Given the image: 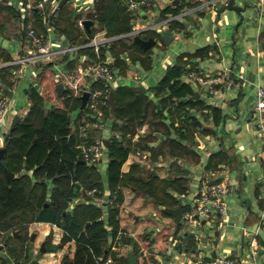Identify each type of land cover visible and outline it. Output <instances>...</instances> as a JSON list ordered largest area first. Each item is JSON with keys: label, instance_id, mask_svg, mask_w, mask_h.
<instances>
[{"label": "crops", "instance_id": "0c3cea01", "mask_svg": "<svg viewBox=\"0 0 264 264\" xmlns=\"http://www.w3.org/2000/svg\"><path fill=\"white\" fill-rule=\"evenodd\" d=\"M0 1L9 5L18 16V23L13 30H9L8 27L5 33L0 30V90L7 95L8 99L14 96L20 79L26 72V66L29 65L32 68L30 72L33 81L24 88L27 106L23 105L25 107L18 108L12 98L11 101L9 100L8 107L11 105V112L14 115L18 113L23 117L25 115L23 111L27 112L31 108L33 100L29 93L33 89L42 96V106L46 102L44 92L46 95L47 91L44 83L40 81L38 66L45 63L19 60V57L31 51V44L26 37L27 24L34 25L43 38L51 42L53 47L69 45L76 47L66 50L54 61H49L52 82L47 84V88L48 94L54 96L51 99L53 102H56L60 96L55 87L56 83L61 81L65 73L76 70L77 65L83 63L81 60L91 57L80 52L78 46L80 41L89 36L88 34H91L92 37L94 35L101 36L103 32L107 33V29L113 31L127 24H131V28L141 27L138 33L142 37L154 36L155 44L159 37L162 44L168 41L162 38L161 32H158L154 26L160 25L163 31L167 29L183 30L189 38V42L192 41V48L180 50L174 60L168 58L169 62L166 63L167 67L176 61L179 54L191 53L190 56H184L187 70H184L180 76L183 80H186L185 74L188 68L205 73L229 71L235 80L233 86L237 88H234L236 92L233 89V93L227 97L224 95V88L219 93L210 94L207 92L209 96H203L201 88L191 82L195 91H198V96L204 100L203 106L178 102V100L185 101L187 96L180 99L166 98V90L156 93L153 86L159 80L148 86L123 82V84L142 86L146 99L138 104L121 98V101H124L122 105L120 103L121 117L119 120L124 122L125 119H128L126 122L132 123L130 125L125 122L127 125L120 131L123 133V139L130 146L128 158L121 168L124 172V170L135 167L140 185L137 187L121 183L119 186L122 192L125 189L129 190L130 194H134L129 206L135 211V222L132 223L134 230L128 231L125 218L121 217L119 209V229L115 238L121 236L122 233L126 234L130 240H125V242L130 241L132 247L130 249L123 248L126 244L122 245L124 241L120 239L121 237L117 239L121 244L117 242L118 244L112 245V247L113 250L118 248L121 253V247L124 249L123 254L120 252L117 254L119 257L126 258L125 263L119 261L117 264H130L126 254L129 250L136 255V264H140L141 253L146 254L143 250L146 251V248L149 247L154 248H152L151 260L147 264H196L205 254L203 249L205 243H202L204 237L197 234L194 228L189 229L183 226L181 220L176 223L170 213L164 212L163 207L181 204L185 209L213 179H224L229 183L230 188L231 185L234 186L233 191L228 193L231 194V197L228 194L226 197V201L229 199L231 206L234 207L232 214L228 213L227 206L225 214L210 215L207 219H200L198 223L190 224L192 226L206 223L211 225L212 221H216L214 231L218 229V235L205 237L211 247L210 253L215 251V255L235 256L238 258L239 264H264V170L259 167V163L264 166L262 158L264 141L261 139V143L259 142L261 150L257 151L254 149L253 139H248L244 135H237L228 144H224L222 138L218 139L219 145L216 148L215 144L209 146L210 143L206 142L218 135V129H225L227 123L230 125L227 106H233L239 100L244 101L248 88L256 89L258 85H264V0H235V3L245 6L240 13L234 9H223L227 0H177L176 3H173V0H162L158 4L159 9L156 13L154 11L157 3L155 0L152 7L141 15L122 8L120 0H102L101 2L68 0L61 9L63 10L61 14L58 11L54 12L56 5L52 4L45 5L43 8L27 6V2L34 3L35 0ZM179 4L181 7L175 10ZM168 5L171 6L170 10L164 11L163 8ZM94 7L102 8L108 21L93 20L90 31H87L83 23L82 25L79 23V20L89 18L86 13L95 10ZM113 7H115L114 10ZM147 16L151 19L148 24L139 21L141 17ZM2 23L0 20V25ZM106 35L109 38L112 37L108 40V44H104L105 55L112 62L114 58L108 46L109 42L114 38L122 37L120 36L122 33ZM169 37L171 40L172 36ZM153 46L148 48L150 54L148 67L144 66L140 59L132 62L128 57V50L121 52L120 57L125 58L128 65L124 71H120L121 68L118 67L119 74H127L130 65L136 62L143 68L149 69L152 66ZM205 46H208V49L201 54H193L197 49ZM133 76L137 77L138 74H133ZM63 84L64 90L68 84L65 82ZM50 90L51 92H49ZM212 106H218L221 109L222 116L217 124L212 119ZM206 111L208 114L205 117L202 113ZM115 114L116 110L112 115L109 108L107 117L110 118V125ZM13 116L7 110V114L0 120V130H2L0 146L4 145L5 133ZM251 117L252 112L249 111L248 121L245 123L246 130L252 128ZM71 118L73 119V115ZM206 121H209L210 124L207 125ZM74 126L75 124L72 123L73 129ZM203 126H210L213 132L209 134L203 130ZM242 127H236L235 132L239 133ZM256 132V138H262V131L259 129V132L258 130ZM78 135L80 136V134ZM105 151L107 153V147ZM257 155L260 157V161L255 159ZM155 178L171 182L160 185L157 181L155 189L154 186L151 189L148 188L149 181ZM178 178L184 181L183 189L179 188L177 183V187L174 185L173 181ZM246 186L248 190L247 193H244ZM107 188H110L108 184ZM122 201L127 204L129 202L128 199ZM102 208V216L106 217L107 208L106 206ZM26 226L30 232L32 243L26 245L25 254L29 258V263H35L40 260V255L37 256L35 249L36 239L39 238L42 244L47 240L46 237H49L52 245L56 244L61 239L63 229L54 222L44 220L28 221ZM107 227L110 228V225L107 224ZM158 232L163 233L162 235L165 237L162 249L158 248L161 243L157 240ZM0 233L5 234L6 232L1 231ZM11 233L16 236L21 234L16 229H11ZM8 235L6 233V236ZM117 240L114 239V242ZM65 243L72 244L73 248L69 253L72 255L75 248L74 240H68ZM54 247L57 250L60 246ZM48 249L49 247L46 246L42 252L46 251L47 253ZM0 257L6 258L4 253H0Z\"/></svg>", "mask_w": 264, "mask_h": 264}, {"label": "trees", "instance_id": "16d2710c", "mask_svg": "<svg viewBox=\"0 0 264 264\" xmlns=\"http://www.w3.org/2000/svg\"><path fill=\"white\" fill-rule=\"evenodd\" d=\"M96 1L101 2L102 0ZM120 1L123 6L122 8L127 9L124 1ZM63 6L54 12L58 11L61 14ZM8 7L10 6L0 1V10L8 11L10 9ZM180 7L181 4L177 5L175 10ZM94 8L95 10L93 11H96L100 18L102 17V19H97L101 22H107L108 19L104 15L105 11L99 7ZM170 8L171 6L168 5L163 9L167 11ZM91 14L92 16L89 18L96 20L93 13ZM131 29V24H127L113 31L120 34ZM0 30H3L5 33L8 30L6 24L2 23ZM107 33L111 34L112 30L108 31L107 29ZM88 35L80 42L89 41L92 35ZM106 44L108 43L106 42ZM105 45L100 46L99 54L90 45L81 46L80 52L90 55L95 60H105ZM108 46L114 58L112 65L120 67V71H124V68L128 65L126 59L120 57L121 52L124 50L129 51V49L133 48H136L139 52L148 50L142 49L133 40V36L128 35L112 39ZM206 49H208V46L197 49L193 54L199 55ZM186 55L190 56L192 54L187 52L179 54L176 61L166 67L164 74L153 88L156 93L166 90V98L174 97L180 99L183 96H187L185 101L178 100L179 103L189 102L193 105L203 106L205 104L204 100L199 96L190 97L195 93L192 83L180 77L182 72L187 70L185 68L186 61L184 60V56ZM147 58L146 61L143 58H135L134 60L140 59L142 64L148 67L149 65L147 66V64H150V57ZM131 60L134 62L133 58ZM38 66L40 68V81L44 83L45 90L47 91L46 84L49 83L47 76L51 74L49 63ZM44 85L42 86L43 88ZM94 85L103 86V83L102 81H95ZM124 86L137 90L140 89L139 91L146 95L142 86L120 83L111 88L114 89L115 94L116 114L111 124V133L108 139L107 153L109 158L106 167V180L110 189L116 192L118 202L122 200V192L119 187L123 177L121 167L128 158L130 149L129 143L125 142L122 136L123 133L120 131L125 125H132V123L126 122L128 119H125L124 122H120L119 120L121 117L119 112L120 103L122 105L124 101H121V98H126V96H122L125 93V90H123ZM29 95L33 100L31 108L20 118L11 131L5 133L4 146L6 147V151L0 159V232H6L10 227L14 230L20 223H22V227H26L28 221H51L63 229L60 241L55 245L53 244L54 246H61L68 240H74L75 243L73 254H65L61 264H102L107 260L110 254V247L112 246L107 241L109 234H112V237H114L119 229V207L118 205L108 204L107 216L103 217L102 207L92 201H79L74 203L73 206L70 205L71 200L76 196V188H80L81 186L80 179L87 180L92 176L90 177L93 178L91 183L89 181L87 185H90L88 187L97 186V188L100 186L101 181H103L102 178H99V175L97 177L98 172L95 171L94 165L81 162L80 149L77 147V144L83 140V137L78 135L79 132L78 130L76 131L77 127L76 129L71 127L74 120L71 118L70 111L77 109L81 102L78 92L70 85H66L62 94L58 96L56 103L47 110L43 108V98L37 90H31ZM48 96L50 97L51 95ZM128 101L139 104L142 100L134 96L128 99ZM211 109L213 122L217 124L222 116L221 109L218 106H212ZM104 110L105 114L109 116V105H106ZM32 176L35 181L31 185L30 191L34 188L33 185L35 183L39 186V191L34 197L27 191V181ZM48 179L52 183L51 187H49ZM157 181L165 183V185L171 182L155 178L149 181L150 185L148 188L151 189L154 186L155 189ZM173 182L175 186L177 183L179 188H184L183 179L178 178ZM17 213L23 214V216H17ZM27 214L28 219L25 218ZM107 224L110 225V228L107 227ZM19 232L21 233V231ZM162 234L158 232L157 240L164 243L165 237ZM12 237L17 240L24 239L22 234L16 236L11 233L5 237L6 244L10 242L7 240ZM120 239L123 241L130 240L125 235H122ZM116 242H120V240ZM23 248L22 243H20V246L12 244L8 247V250L23 253ZM18 256L15 255L14 258L17 260ZM5 261L6 258L0 257V264H4L3 262ZM107 263L111 264V261ZM26 264L35 263L30 262Z\"/></svg>", "mask_w": 264, "mask_h": 264}, {"label": "rangeland", "instance_id": "374dc122", "mask_svg": "<svg viewBox=\"0 0 264 264\" xmlns=\"http://www.w3.org/2000/svg\"><path fill=\"white\" fill-rule=\"evenodd\" d=\"M86 1L90 2L91 0H86ZM156 2L157 3L155 5V7H154V11L157 13L158 9H159L158 4L160 2H162V0H156ZM8 8H10V7H8ZM61 11H63V10H61ZM91 13H93L94 18L102 19V17L100 18V16L96 13V11L95 12L94 11H89L88 13H86V15L90 17V16H92ZM142 13L143 12H141V14ZM17 17H18L17 14L11 8L8 11L7 10H3V11L1 10L0 20L4 24H6V26L8 27L9 30H13L15 28V26L17 25V23H18V18ZM139 21L141 23H143V24H148L149 22H151V19H150L149 16H147V17H143V18L141 17L139 19ZM154 27H155V29L158 32H161V36H162L163 33L167 32L169 36H172V39L170 41L165 42V43L162 44L161 40H160V37H159L158 38L159 40L157 41V44H155L153 46L152 66L149 69H145L137 62L136 63H132L130 65L129 70L127 71V74L121 75L119 77L118 81L135 83V84H139V85L143 84V86H148L150 84H155L159 80L160 76H162V74H163V72L165 70V67H166V63L169 62L168 58H170V59L172 58V60H174L175 59V55L180 50L191 49L192 48V41L189 42V38H187V36L183 32V30H181V31L180 30H178V31L176 30L175 31L174 29H167V30L163 31V29L160 28V25H157V26H154ZM114 33H116V32L112 31L111 34H114ZM106 34H108V33H106ZM128 57L133 58V60L135 58H143V60L146 61L148 59L147 57H150V54H149V50L145 51V52H139L136 48H133V49H129ZM134 61H136V60H134ZM145 64H146V62H145ZM148 65L149 64H147V66ZM51 68L55 69L54 67H51ZM30 70L32 71L31 66L27 65L26 66V72L21 77L20 82L18 84V87H17V90H16L14 96L13 97H9V100L12 98V101H14L15 104H16V105L15 104L14 105L16 107H18V108L19 107L23 108V107L27 106L26 105L27 98H26V94L24 92L25 91L24 88H25V86H28V84L30 82L33 81V78H31ZM136 73L138 74V76L134 77L133 74H136ZM57 74H58V72H57ZM47 79L49 80V82H52L51 74H48ZM193 84L195 85V83H193ZM51 86H52V84H51ZM199 88H201L200 91H202V95L203 96H207L208 95L207 91H206L207 90L206 87L199 86ZM234 88H237V87L233 86L231 88H224L225 97H227V95L232 94ZM51 90L49 92H51ZM123 90H125V93L122 96H124V97L126 96L125 99H131L134 96H137V98L142 100V101H144L146 99V95L142 94V92L139 91L140 89L137 90V89H134V88H131V87L128 88V86H124ZM234 90L236 92V89H234ZM47 91H48V88H47ZM212 94H214V93H212ZM48 95H51V96L48 97ZM52 97H54L53 94H48L47 93L45 95V92H44V98L46 99V102H45V104H43V108L45 110H47L49 107L54 105V103H56V102H53V100H51V99H53ZM256 97H257L256 89L248 88V90L246 91L245 97H244V101H242V100L240 101L239 100L237 102V104H233V106H227L228 112L230 114V119H229L230 125H228V123H227L228 126L226 125L225 129H223V130L222 129H218V135L216 137L213 136L211 138V141H209V140L206 141V142L210 143L209 146H212L213 144H215V148H216L219 145L218 139H221V138L223 139L224 144H228L232 140H234V138L237 135H244V136H247L248 139H253L255 151L261 150V144H259V142L261 143V139L263 141V138H261V137L258 138V139L256 138V133H257L256 131L258 130V132H259V128H258V126L256 124V121L259 118V112L255 108ZM23 105H25V106H23ZM10 106L8 107L9 108L8 111L13 116L14 114L11 112ZM249 111L252 112V117L250 119L252 128L250 130H246L247 128L245 126V123L248 121V113H249ZM27 112L23 111V114H26ZM70 112H71V115H73V117H74V124H75L74 129H76V127H77V125H78V123H79V121L81 119L80 116H79L80 114L77 112V109H73ZM202 114L206 117L208 112L206 111V112H204ZM106 116L107 115L104 114L105 128L103 130L102 129L101 130L98 129L96 131V133H98V134L102 133V134H104V136H107L109 133H111V131L109 130V128H110V118L109 117L106 118ZM206 122H204V123H206L207 125L210 124L209 121H206ZM238 126H243L239 133L235 132V129ZM108 130H109V132H108ZM203 130L207 131L209 134H210V132H213V129H211L210 126H203ZM254 130H255V132H254ZM76 131H77V129H76ZM1 132H2V130H0V133ZM117 132H119V130H117ZM206 149L208 150L209 148H206ZM107 158H109L108 154L106 153V151H104L102 159L98 162L97 165H94L95 171L98 172L97 177L99 175V178L100 179L102 178V180H103V181H101L100 186L98 187L99 191L95 194V196H90V195L85 194V190L84 189H86V188H88V186H90V185H87V184L91 183L93 178H90L92 176H90L87 180L82 178V179H80V183H81L80 185L81 186H80V188H76L77 189L76 190V196L71 200L70 205L73 206L74 203L79 202V201H84V202L92 201L93 203H96L97 205H99L101 207H105L104 205H102V201L105 200V199H108L105 196V194H104V192L106 191V188H107V184H108V182L106 181V173H105ZM255 159L260 161V157L258 155L255 156ZM259 167L262 170H264V166H263L262 163H259ZM231 174H233V173L231 172ZM138 176L139 175H137L135 167H131L128 170H124L123 177H122V183L126 184V185H133V186H137L138 187V185H140V181H139V179H137ZM34 181H35V179H34L33 176L30 178V180L27 181V191L30 193V195L32 197H34L37 194V192L39 191V186L36 183L33 185L34 188H32V190L30 191L31 185L34 183ZM48 181H49V179H48ZM158 183L160 185L163 184L162 182H158ZM50 185H51V183L49 184V186ZM233 187L234 186L231 185V188L225 194V200H226L227 194L231 193L233 191ZM108 190H111V189L109 188ZM247 190L248 189H247V186H246L245 190L243 192L247 193ZM121 192H122V190H121ZM130 193L131 192L129 190H125V189L123 190L122 197L123 196L124 197L122 198V200H125V199L127 200L128 199L129 202L127 204V202L124 203V201L121 200L119 205H118V207L120 209L121 217L124 216V218H125V222H126V226L128 228V231L129 230L133 231L134 227H132V223L135 222V219H134L135 211L129 205H130V202H131L130 201L131 197L134 194L133 193L130 194ZM184 198H186V197H184ZM226 204L228 206V213L232 214V211H234V207L231 206V202L229 201V199H228V201H226ZM106 208H107V206H106ZM16 215L17 216H23V214H20V213H17ZM17 216H16V218H17ZM25 218L28 219V214H27V216H25ZM182 225L188 227L189 229L194 228V231L197 234H199L200 236H203L204 238L202 240V243H205L204 246H203L204 247L203 249H204L205 253L211 252V247L208 245L209 241L205 237H207L209 235H213L214 236V229H215L216 221H212L211 225L206 223V224H202V225L196 224V226H192L190 223L184 224V222H183ZM22 226H23L22 223H20L19 225H17V227L15 229L18 230V231H21L22 237L24 236V239L17 240V239H14V237H12V238H9L7 240V241H10V242L8 244H6V242H5L6 238L3 237V236L6 235V233L10 234V231L12 229L11 227H10V229H8V231H6L5 234L1 233V235H0V253H4L6 258H7L6 261L3 262L4 264H26V263H29V258L25 256V251H26V245L28 246L32 242L30 241V235H29L30 232L27 229V226L26 227H22ZM122 235L126 236V234H124V233H122L121 236ZM121 236H118V237L115 238V236L112 237V234H111V236L107 240L108 244L117 245L118 243L116 241L114 242V239L117 240ZM128 238H129V236H128ZM46 239L47 240L44 242L45 243L44 245H45V247L46 246L49 247V249L47 250V253H46V251L42 252V250L40 249L41 245H42L41 244V240H39V238L36 239V245L37 246H35V249H36L37 256L40 255V257H39L40 260L35 261V264H61L62 258L64 257V255L65 254L69 255V253H71L72 248H73L72 244L71 243H64V245H61L56 250V248L54 246H52V243L50 242L49 237H46ZM123 240H124V237H123ZM20 243H22L23 247H24L23 248V253L18 252V251H9L8 250V247H10V245L14 244V245L20 246ZM124 244H126V246H124L123 248L127 247V248L130 249L132 247L130 241H128V242L124 241L122 243V245H124ZM163 246H164V243L161 242V243H159L158 248L162 249ZM123 248L121 247V249H122V253H121V250H119L118 248L116 250H113V247L111 246L110 247V254L107 257V260L105 262H110L111 261V264H115L116 262L124 261V263H125V257L124 256L119 257V255L117 254L119 252L121 254H123L124 253V249ZM152 248H154V247H152ZM152 248L149 247V248H146V251L143 250V252L146 253V254L141 253L140 264H147L149 262V260H151L150 257H152V255H153ZM15 255H19L17 260L14 258ZM115 255L117 256V258H116Z\"/></svg>", "mask_w": 264, "mask_h": 264}, {"label": "built area", "instance_id": "2783aa9c", "mask_svg": "<svg viewBox=\"0 0 264 264\" xmlns=\"http://www.w3.org/2000/svg\"><path fill=\"white\" fill-rule=\"evenodd\" d=\"M59 0H35L27 2V6L43 8L45 5H57ZM127 9L134 14L140 15L141 12L148 11L155 0H123ZM82 25V19L79 20ZM26 37L31 44V51L19 57V60L33 61L36 63H49L62 55L66 50L73 49L71 45L64 47H53L51 42L43 38L36 27L32 24H27ZM141 27L132 28L131 30L122 33L120 36H133L140 31ZM112 37H108L105 32L101 36L94 35L91 40L80 43L78 46L90 45L94 51L99 54L100 46L108 42ZM83 63L77 65L76 70L67 72L63 75L61 81L70 85L77 90L80 97L84 90H88L89 94L83 108H77L80 114V121L77 125V130L83 140L77 144L80 149V158L87 164L97 165L102 159L106 149L104 138H109L104 134H98V129L105 128V110L104 107L109 105L108 94L111 88L123 83L118 81L121 76L118 67H114L109 58L105 60H95L92 57H87L81 60ZM61 74V73H60ZM186 80L193 82L196 86L206 87L208 93H219L222 88H230L234 85L235 80L231 73L227 70L218 71L216 73H205L196 69L186 71ZM83 80V81H82ZM95 81H102L103 86L94 85ZM255 108L260 113L258 120V128L262 131L264 141V85L256 87ZM81 103V102H80ZM9 99L3 91L0 90V120L7 114ZM81 112H80V111ZM71 114V112H70ZM107 118V117H106ZM74 120V117H73ZM74 123V122H73ZM109 130L111 131V125ZM108 130V132H109ZM264 144V142H263ZM264 163V149H263ZM104 192L108 199L102 201V205L107 206L119 205L116 192L108 190ZM230 185L224 179H213L192 201L191 205L186 207L181 215V221L184 223H198L200 219H207L210 215H222L227 212L225 194L229 191ZM85 194L95 196L99 191L97 186L88 187ZM255 240V238H253ZM102 264H108L103 262ZM196 264H239L238 258L232 255H212V253L203 254Z\"/></svg>", "mask_w": 264, "mask_h": 264}, {"label": "water", "instance_id": "95a60500", "mask_svg": "<svg viewBox=\"0 0 264 264\" xmlns=\"http://www.w3.org/2000/svg\"><path fill=\"white\" fill-rule=\"evenodd\" d=\"M67 1L68 0H59L57 5H56L55 10L59 9L60 7H62L63 4H65V2H67ZM176 2H177V0H173V3H176ZM244 7H245L244 5H240V4L235 3V0H227L225 6L223 7V9L224 8L234 9L238 13H240L241 10ZM93 22L94 21L92 19H89V18H85V19L82 20V23H83V25H84V27L86 28L87 31H90V25L93 24ZM162 38H164L166 41L170 40V37L167 35V33H163L162 34ZM133 40L136 43H138V45L142 49H148V48L152 47L156 43V38L154 36L142 37L139 33H135L133 35ZM55 87H56V90H57L58 94L61 95L62 91H63V87H64L63 82L62 81L57 82ZM88 94H89L88 90H84L82 92V94L80 96L81 97L80 108H83L85 106ZM198 94H199L198 91H195V93L192 94L191 97H197ZM108 103H109L110 113L113 115L115 113V105H116L114 89H111L109 91ZM20 118H21L20 114L16 113L13 116L7 131H11L13 129V127L15 126V124L20 120ZM104 144H105L106 147L108 146V138H104ZM5 151H6V147L4 145L0 146V159L4 156ZM81 162H84V161L81 160ZM163 209H164L165 212L170 213L173 216V219H174V221L176 223L180 222L181 215H182V212L184 210V206L183 205L179 204V205H176V206H173V207L165 206V207H163ZM214 234L216 236L218 235V229H216L214 231ZM44 244L45 243L43 241L42 245H41V248H40L42 251L45 250V245ZM126 254H127L129 263L130 264H136V262H137L136 255L133 254V252L131 250H129ZM212 255H215V251L212 252Z\"/></svg>", "mask_w": 264, "mask_h": 264}]
</instances>
